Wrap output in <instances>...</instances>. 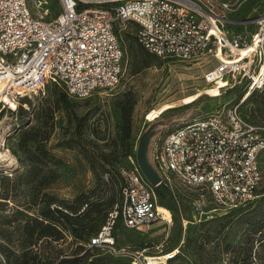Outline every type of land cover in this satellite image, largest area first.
I'll return each instance as SVG.
<instances>
[{
    "label": "built area",
    "instance_id": "obj_1",
    "mask_svg": "<svg viewBox=\"0 0 264 264\" xmlns=\"http://www.w3.org/2000/svg\"><path fill=\"white\" fill-rule=\"evenodd\" d=\"M57 1L60 11L48 17L50 0H0V106L15 103L12 109H16L23 97L44 92L50 83L77 99L113 90L124 68L122 31L132 24L137 26L138 42L157 57L189 62L205 56L217 59L218 65L204 74L211 88L220 90L217 95L242 88L238 101L218 105L166 134L153 154L160 174L156 183L134 162L122 168V202L88 243L130 264H171L179 254L186 257L182 251L151 255L119 246L115 226L118 220L130 230L156 222L172 226V209L166 207L169 217L159 203L161 187L174 194L179 213L184 207L180 200L189 203L194 220L184 219L185 229L189 222L198 225L258 197L264 125L249 120L242 105L264 88V11L249 36H230L225 18L214 11V0ZM219 6L233 9L230 2ZM198 241L205 242V236ZM211 264L264 262L257 252H223Z\"/></svg>",
    "mask_w": 264,
    "mask_h": 264
},
{
    "label": "rangeland",
    "instance_id": "obj_2",
    "mask_svg": "<svg viewBox=\"0 0 264 264\" xmlns=\"http://www.w3.org/2000/svg\"><path fill=\"white\" fill-rule=\"evenodd\" d=\"M214 1L217 4L214 11L225 18L224 26L230 36L237 33L249 36L256 28V18L264 11V0ZM224 2H230L233 9L223 10L219 4ZM49 6L48 17L60 11L57 0H50ZM136 30L137 26L132 24L122 31L124 68L120 83L113 90H100L85 99L69 96L66 101L61 96L65 91L50 83L44 92L23 97L16 109H12L16 105L0 106V240H6L3 238L6 236L16 247L26 239L29 230L38 228L27 214L36 216L46 196L72 202L79 195H87L103 203L101 208L106 207L112 196H121L118 191L123 181L121 170L132 162L143 166L147 179L155 180L160 174L153 154L170 130L242 96L241 87L217 95L219 89L211 88L205 81L204 74L218 65L214 57L205 56L192 62L157 57L138 42ZM144 57L147 64L142 62ZM131 91L138 102L127 136L121 107L125 94ZM47 107L54 109V126L50 139L42 144L40 140L52 121L44 116ZM242 110L249 120L264 125V88L254 91ZM29 126H35L34 131L40 130L35 142H23L20 137ZM261 166L263 179L258 197L250 205L198 225L189 222L186 229L183 220H194L189 203L181 199L184 207L183 213H179L174 194L162 188L158 198L163 200V206L172 209V226L156 222L130 230L118 220L114 232L119 246L146 250L152 255L173 250L183 241L181 251L186 257L179 254L171 264H211L223 252L232 255L257 252L264 262V153ZM200 236H205L206 241H198ZM75 241L72 231L65 230L60 242L40 244L47 250L45 256L58 262L74 256ZM85 247L91 248L86 264H99V260L130 264L89 247L88 242ZM0 261H4L1 252Z\"/></svg>",
    "mask_w": 264,
    "mask_h": 264
},
{
    "label": "trees",
    "instance_id": "obj_3",
    "mask_svg": "<svg viewBox=\"0 0 264 264\" xmlns=\"http://www.w3.org/2000/svg\"><path fill=\"white\" fill-rule=\"evenodd\" d=\"M142 62L147 64V58L144 57ZM61 96L68 101L69 96L66 92H62ZM137 102V97L132 91L127 92L122 101L121 118L127 136L132 129V119ZM45 112L44 116L52 121L51 124L46 122V124H48V130L45 131V134L40 140L42 144L50 139L54 126V109L52 110V108L47 107ZM34 129L35 126H29L21 132L20 137L23 142L37 141L40 130L38 128V130L36 129V131H34ZM122 183L123 181L120 183V187ZM162 188L165 187L157 189V195L160 194ZM118 191L121 195L120 188ZM117 196L118 195L116 194V196H112L108 199L106 202L107 206L104 208H101L103 203L98 202L97 200L92 199L91 196L87 195H79L72 202L60 200L54 196H46L47 198L43 199V204L41 208L37 210L36 216H30L27 214V216L31 217L34 222L38 224V228L34 227V229L32 228L29 230L25 234L26 239L16 247L10 244V238L6 236H3L6 240H0V252L4 259V261H0V264H86L89 258L88 252L91 248H86L85 244L87 242L89 243L90 238L99 232L114 205L117 202H122V197ZM159 203L162 205L164 204L163 200L160 199ZM65 230L72 231L77 247L74 250V256L72 258L63 257L58 260V262H55V260L49 256H45L47 250L44 245L42 246V244H40V242H46L47 245L51 244V241L60 242L64 239ZM82 252L84 253L81 254ZM98 263L110 264L105 263L102 260H99ZM113 264H119V261H116Z\"/></svg>",
    "mask_w": 264,
    "mask_h": 264
},
{
    "label": "bare ground",
    "instance_id": "obj_4",
    "mask_svg": "<svg viewBox=\"0 0 264 264\" xmlns=\"http://www.w3.org/2000/svg\"><path fill=\"white\" fill-rule=\"evenodd\" d=\"M220 91V90H219ZM207 92V91H206ZM208 93V92H207ZM219 94V93H218ZM16 104L15 103H12L11 104V106H15ZM162 207H164V206H162ZM165 209H166V212L168 213V216L170 217V213L171 212H169V210H167V208L166 207H164ZM182 246V244L180 245V247ZM180 247L178 246V247H176V248H174L172 251L174 252V254H176V253H178V252H180L181 251V249H180Z\"/></svg>",
    "mask_w": 264,
    "mask_h": 264
},
{
    "label": "water",
    "instance_id": "obj_5",
    "mask_svg": "<svg viewBox=\"0 0 264 264\" xmlns=\"http://www.w3.org/2000/svg\"><path fill=\"white\" fill-rule=\"evenodd\" d=\"M140 165V167H141V169H142V171H143V166L141 165V164H139ZM159 178H160V176H156V179L155 180H150L149 178V181H151L152 183H156L158 180H159Z\"/></svg>",
    "mask_w": 264,
    "mask_h": 264
}]
</instances>
